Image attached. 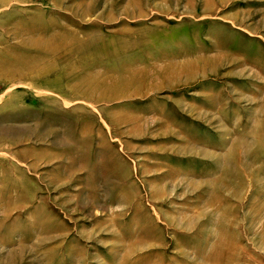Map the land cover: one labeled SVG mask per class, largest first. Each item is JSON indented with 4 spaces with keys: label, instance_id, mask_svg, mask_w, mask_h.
<instances>
[{
    "label": "rangeland",
    "instance_id": "obj_1",
    "mask_svg": "<svg viewBox=\"0 0 264 264\" xmlns=\"http://www.w3.org/2000/svg\"><path fill=\"white\" fill-rule=\"evenodd\" d=\"M0 264H264V0H0Z\"/></svg>",
    "mask_w": 264,
    "mask_h": 264
}]
</instances>
